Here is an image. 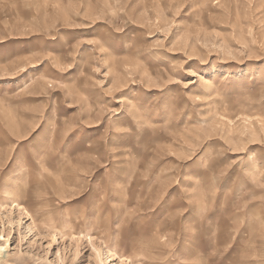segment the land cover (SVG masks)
<instances>
[{
	"label": "rangeland",
	"instance_id": "obj_1",
	"mask_svg": "<svg viewBox=\"0 0 264 264\" xmlns=\"http://www.w3.org/2000/svg\"><path fill=\"white\" fill-rule=\"evenodd\" d=\"M0 264H264V0H0Z\"/></svg>",
	"mask_w": 264,
	"mask_h": 264
},
{
	"label": "bare ground",
	"instance_id": "obj_2",
	"mask_svg": "<svg viewBox=\"0 0 264 264\" xmlns=\"http://www.w3.org/2000/svg\"><path fill=\"white\" fill-rule=\"evenodd\" d=\"M108 256H109V258H113V259H114V256H113V255H111V254H108Z\"/></svg>",
	"mask_w": 264,
	"mask_h": 264
}]
</instances>
